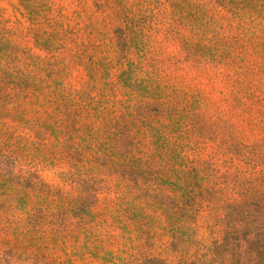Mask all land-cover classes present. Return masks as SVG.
Here are the masks:
<instances>
[{
	"label": "rangeland",
	"instance_id": "rangeland-1",
	"mask_svg": "<svg viewBox=\"0 0 264 264\" xmlns=\"http://www.w3.org/2000/svg\"><path fill=\"white\" fill-rule=\"evenodd\" d=\"M0 264H264V0H0Z\"/></svg>",
	"mask_w": 264,
	"mask_h": 264
}]
</instances>
